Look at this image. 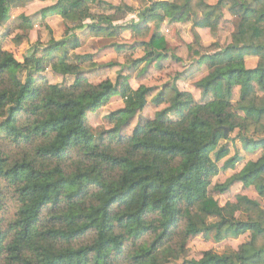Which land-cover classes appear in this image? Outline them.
Masks as SVG:
<instances>
[{"label":"clouds","instance_id":"1","mask_svg":"<svg viewBox=\"0 0 264 264\" xmlns=\"http://www.w3.org/2000/svg\"><path fill=\"white\" fill-rule=\"evenodd\" d=\"M0 264H264V0H0Z\"/></svg>","mask_w":264,"mask_h":264}]
</instances>
